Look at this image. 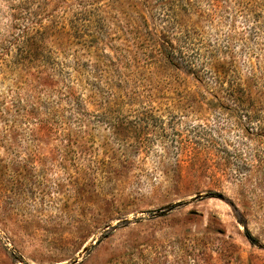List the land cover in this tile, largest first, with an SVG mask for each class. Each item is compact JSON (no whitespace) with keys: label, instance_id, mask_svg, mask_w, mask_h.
<instances>
[{"label":"rangeland","instance_id":"obj_1","mask_svg":"<svg viewBox=\"0 0 264 264\" xmlns=\"http://www.w3.org/2000/svg\"><path fill=\"white\" fill-rule=\"evenodd\" d=\"M0 264H264V0H0Z\"/></svg>","mask_w":264,"mask_h":264},{"label":"trees","instance_id":"obj_2","mask_svg":"<svg viewBox=\"0 0 264 264\" xmlns=\"http://www.w3.org/2000/svg\"><path fill=\"white\" fill-rule=\"evenodd\" d=\"M144 4H147V2ZM44 35H46V32L34 27L33 29H31V27H27L21 32L18 42L20 45L19 49L21 51L23 63L21 62L20 64L26 67L29 63L36 59L37 55H35V50L40 46H44ZM160 47L162 53L164 54V59L168 60L170 63L175 62L176 49L173 44L168 42L165 44L160 43ZM232 88L235 90L238 87L237 85H232Z\"/></svg>","mask_w":264,"mask_h":264}]
</instances>
